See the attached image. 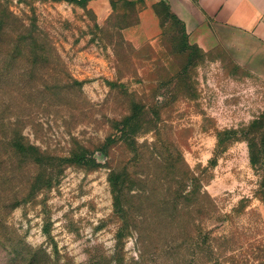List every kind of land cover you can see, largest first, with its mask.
<instances>
[{
	"label": "rangeland",
	"instance_id": "obj_1",
	"mask_svg": "<svg viewBox=\"0 0 264 264\" xmlns=\"http://www.w3.org/2000/svg\"><path fill=\"white\" fill-rule=\"evenodd\" d=\"M90 1L0 0V264H134L138 231L141 264H264V80L172 17L135 46L125 29L141 4L102 18ZM130 114V139L104 156ZM84 150L100 165L69 161ZM197 190L215 200L203 226L182 207Z\"/></svg>",
	"mask_w": 264,
	"mask_h": 264
},
{
	"label": "crops",
	"instance_id": "obj_2",
	"mask_svg": "<svg viewBox=\"0 0 264 264\" xmlns=\"http://www.w3.org/2000/svg\"><path fill=\"white\" fill-rule=\"evenodd\" d=\"M112 0H91L104 18ZM138 1V0H131ZM138 23L125 29L135 46L154 42L164 32L156 6L165 3L184 24L188 41L205 51L218 46L240 67L264 80V0H143ZM264 217V205L260 207Z\"/></svg>",
	"mask_w": 264,
	"mask_h": 264
},
{
	"label": "trees",
	"instance_id": "obj_3",
	"mask_svg": "<svg viewBox=\"0 0 264 264\" xmlns=\"http://www.w3.org/2000/svg\"><path fill=\"white\" fill-rule=\"evenodd\" d=\"M118 1H125L127 2L129 5H136V4H141L140 8L144 5L143 0H138V1H129V0H112L111 4L112 6L115 5L116 2ZM156 10L158 12V14L161 17L162 20V24L165 26L164 24V20H163V16H167V17H172L177 23H179L182 26V32L185 35L186 34V30H185V26L184 24L178 19V17L173 14L170 11V8L168 5H166L165 3H160L156 6ZM138 23V19L135 23H133L132 25ZM24 24H19V28L18 30H22L24 28ZM2 29L5 31V27L3 26ZM5 33V32H4ZM1 35H3V32H1ZM3 42L2 39L0 40V56L3 54ZM134 115L130 114L127 117H125L123 120L118 121L116 124L117 126H115L114 128L117 131V134H115V136L113 137H109L108 141L105 143V145L101 148V153L104 156L109 155L110 149L109 147L112 145L111 143L117 142L118 140H125V139H130V134H126L127 129L129 130V127H131V125L134 122ZM263 144H264V138H263ZM20 150H21V146H23L24 148V152L25 154H30L32 150H39L40 153H43L40 151V149L32 144H28L29 146H27L26 144L20 142V143H16L15 144ZM37 150V151H38ZM37 153V152H36ZM38 154V153H37ZM259 156L261 157V159H264V147L263 149L260 151ZM69 161H71L72 163L78 164V165H83L89 168H96L97 166L100 165V162H98L97 157L94 156V153H90L88 150H84L81 153H75L73 154L70 158H68ZM259 157H252V163L256 164L257 162H259L261 160ZM109 180L111 182L112 188H113V193H114V197H115V208L116 210L122 214V218L124 221H128V217L125 215V208L124 206H122L121 203V183L118 179V176L116 174L115 171H112L110 176H109ZM197 201L191 202L189 201L188 204H186L185 206H182L184 209L185 207H191L192 204L197 205L196 206V211L199 214V221L201 222V225L203 226V224H205V222L210 219L213 218L215 216V200L213 199V197L207 192V191H198L197 190ZM199 197V198H198ZM176 209H179V206L176 207ZM178 216V215H177ZM177 216L175 215H171L170 218L172 220H176ZM176 222V221H175ZM178 222V221H177ZM128 230H124L122 229V231H120L118 233V241L121 244L124 240V236L127 235ZM148 234H146V232H142V231H138V236H137V240L139 243V257H138V262H135L134 264H141L143 261L146 260V255L148 254L147 248L146 247V243L148 241V239L146 240L145 237H147ZM212 238H210V236L205 237L202 240L203 244H207L210 245L211 244V240ZM210 241V242H209ZM122 251H123V247H122ZM121 251V252H122ZM121 255L123 256V254L121 253ZM119 256V254H118ZM123 260L124 257H122L119 261L120 264H123ZM140 260V262H139ZM118 261V260H117Z\"/></svg>",
	"mask_w": 264,
	"mask_h": 264
}]
</instances>
